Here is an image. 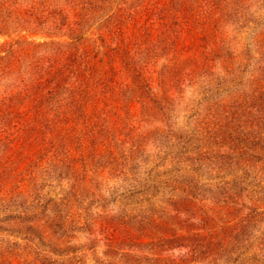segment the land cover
Wrapping results in <instances>:
<instances>
[{
	"label": "rangeland",
	"instance_id": "rangeland-1",
	"mask_svg": "<svg viewBox=\"0 0 264 264\" xmlns=\"http://www.w3.org/2000/svg\"><path fill=\"white\" fill-rule=\"evenodd\" d=\"M204 1L212 22L189 26L171 24L180 0H0V55L23 38L100 58L118 22L130 86L76 161L24 181L0 145V264H264V0ZM38 49L0 94L53 58Z\"/></svg>",
	"mask_w": 264,
	"mask_h": 264
},
{
	"label": "trees",
	"instance_id": "trees-1",
	"mask_svg": "<svg viewBox=\"0 0 264 264\" xmlns=\"http://www.w3.org/2000/svg\"><path fill=\"white\" fill-rule=\"evenodd\" d=\"M180 1L182 3L178 12L173 10L172 25L182 22L183 25L193 26L212 22V8L207 1ZM165 7L158 8L164 14L161 18L166 17L167 10H163L167 9ZM140 28H135L134 32H139ZM167 28L170 29V26ZM125 29H132L133 32V27L126 26ZM125 31L117 22L114 32L118 34L119 42L114 48L119 52L122 50L119 43H122ZM17 44V49L8 45L4 49L6 54L0 55L1 74L14 73L21 68L19 60L22 57L17 54L19 51L28 58L38 48L45 47L46 51L55 56L44 59L42 63H29L27 69L33 77L32 83L19 86L10 93L0 94V145L7 143L11 154L15 149L17 151L19 162L13 168L12 175H23L22 180L31 181L39 168H44L46 163L48 165L59 161L62 154L76 161L73 151L80 150L84 157L89 140L102 131L103 123L100 124V120L108 117L103 110L105 105H114L122 87L130 86L123 85L121 77L111 67L114 58L111 50L114 48L106 38L102 39L100 45V48H104L100 58L93 55L89 48L75 47L73 43L28 42L22 38ZM31 66H34V71L30 70ZM137 75L147 82L143 85L151 90L152 84L145 79L148 75ZM23 78L20 82L26 80Z\"/></svg>",
	"mask_w": 264,
	"mask_h": 264
}]
</instances>
